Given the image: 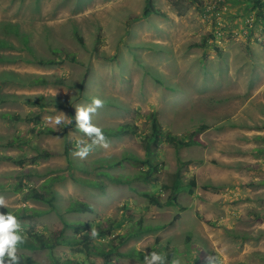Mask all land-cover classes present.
Listing matches in <instances>:
<instances>
[{"label": "rangeland", "instance_id": "obj_1", "mask_svg": "<svg viewBox=\"0 0 264 264\" xmlns=\"http://www.w3.org/2000/svg\"><path fill=\"white\" fill-rule=\"evenodd\" d=\"M147 6L146 0H0V41L11 45L0 46V155L19 159L36 156L38 150L51 153L46 159L25 160L21 168L0 162V196L7 201L4 209L49 210L41 202L23 203L19 191L27 185L39 187L52 176L66 175L53 186L55 211L28 219L21 210L24 229L57 230L62 227L61 217L69 222L110 220L118 224L122 207L127 206L134 223L142 220L143 225L163 229L131 239L123 252L165 255L162 246L167 242L185 251V234L189 233L192 243L204 244L221 264H264V186L258 185L264 180V151H254L264 150V25L257 17L259 10L250 0L241 4L240 11L232 9L230 15L223 6L214 23L202 17L193 0H153L158 13H146ZM248 18L257 19L253 33L246 28ZM5 23L17 24L33 50L44 58L63 60L61 64L45 67L26 62L32 56L15 35L3 34ZM214 33V40L208 39L204 47L190 46ZM53 50L60 55L56 57ZM66 53L75 55L77 62L64 59ZM38 75L48 83L29 85ZM38 97H42L41 106L28 104ZM93 98L104 102L93 117V123L104 132L130 123L148 133L144 115L152 110L164 133L186 140L201 124L209 128L198 135L200 145L178 151L180 160L188 161L186 165L177 164L169 143L154 150L152 159L160 166L157 185L140 181L116 184L98 172L133 179L139 169L126 161L112 169L95 166L127 154L144 159L145 151L136 136H108L109 147L94 145L86 159L74 156V150L69 155L72 166L64 153L66 144L73 147L83 137L75 127V109L89 105ZM4 112L34 124L33 119L39 118L38 123L58 133L32 135L33 124L6 120L1 116ZM59 113L72 119V124L64 120L57 126L54 119ZM12 140L14 146H5ZM177 172L182 181L178 202L183 211L149 206L135 192L169 187ZM71 174L97 181L103 188L82 186ZM192 180L195 185L190 187ZM168 193L164 190L162 198ZM75 201L87 203L93 212L66 213V207ZM130 228L127 223L123 230ZM68 250L58 247L55 254L70 255ZM18 254L52 264L44 250L18 249ZM90 261L102 264L95 257ZM115 264L142 261L120 259ZM179 264L187 262L180 259Z\"/></svg>", "mask_w": 264, "mask_h": 264}, {"label": "trees", "instance_id": "obj_2", "mask_svg": "<svg viewBox=\"0 0 264 264\" xmlns=\"http://www.w3.org/2000/svg\"><path fill=\"white\" fill-rule=\"evenodd\" d=\"M253 8H258L259 13L257 17L262 20V25H264V5L261 0H252ZM147 7L146 13H158L153 9V0H146ZM196 8L201 12L202 17L212 20L211 22L217 23L219 18L217 15H213L210 18L206 17V13L204 11V5L199 0H193ZM224 3H221L217 10H222ZM256 21L254 20L252 26L246 25L247 29H251L255 31ZM1 31L6 35H15L21 42V44L26 48L29 54L32 56L31 60H27L28 63H35L38 66H56L61 64L63 60H54L47 59L37 53L33 48L29 46V40L27 35L22 34L20 32L19 26L17 24L5 23L1 27ZM216 33V32H215ZM214 35H210L209 38L204 37L200 43L191 44V47L202 48L206 45L208 39H213ZM249 33V32H248ZM221 34V33H220ZM219 34V35H220ZM79 41H82L80 37L77 36ZM1 47H11V45L7 44L4 41H0ZM54 51V50H53ZM56 57L60 55V53L55 52ZM62 59V58H61ZM64 59L70 60L72 62H77L75 55L73 54H64ZM48 83V79L42 75L34 76L29 81V85H46ZM42 97H38V99L34 102H28L30 105L41 106L40 99ZM41 112V111H40ZM2 118L9 121H27L33 126L29 129V133L32 135H55L58 132L54 129L44 126L38 123L39 118L33 119L35 124L30 121V119L20 118L19 116L11 115L8 112H4L1 114ZM144 119L146 123L149 124V132L142 133L139 132L138 126L136 124H120L117 126V129L104 132L105 137H121L125 135H133L139 138L140 143L145 151V158L140 159L135 157L132 154H127L123 156L120 160H107L103 164L96 165L97 168L103 169H112L116 167H121L123 162H129L130 164L136 166L139 170L133 176V179L122 178L118 176L111 175L107 171H99L98 174L104 176L106 179L116 183V184H130L134 181H140L149 185H157L156 174L160 172V166L155 163L152 159V154H154V150L163 144L169 143L175 149V156L178 165H186L188 161L180 160V156L178 155V151L184 147L190 146H198L200 145V141L198 139V135L209 127L205 124H201L196 130L195 134L191 135V139L186 140L184 137L174 136L170 133H164L161 128V124L158 120V114L155 110H152L150 113L144 115ZM77 131H79L77 129ZM80 132V131H79ZM15 140L11 142H7L5 146H14ZM78 143H74L73 147L70 145H65V156L67 158V162L69 166L71 165L69 155L72 151L77 150ZM256 153H263V149H255ZM51 156V153L46 150H38L36 156L32 157H22V158H13L11 156L0 155V162H10L21 168L25 164V160L34 161L38 159H46ZM145 168V169H144ZM70 177L72 180L82 186L89 188H96L102 190V184L89 180L73 177L71 174ZM66 178V175H58L52 176L46 180H44L39 187H33L27 185L25 189L19 191V188H22V181L18 183L19 188L16 190L23 194L22 202L26 203L28 201H36L41 202L48 205L49 210L47 211H38L33 208H29L24 206L23 209H19L16 212H10L8 209L2 210L0 213H13L17 216L18 220L21 221L23 217H20L21 210L25 212L26 218L40 217L49 212L55 211V194L53 186L58 182L63 181ZM195 185L194 181H190L189 186L193 187ZM258 185L264 186V180L260 181ZM169 190V193L166 199L162 198V193L164 190ZM182 190V181L180 178L179 172H177L174 176V180L172 184L168 187L166 185L160 186L155 191H137L135 192L142 197L149 206L155 207L157 209H164L168 207H176L179 211H183L185 208L178 202V195ZM122 218L121 221L117 224V222L110 220H95L88 222H69L61 217L62 227L53 231H39L35 232L33 229H24L21 224L22 231L25 236V240L22 246L18 249L27 250V251H47L49 253L52 264H94L90 261V257H95L101 260L102 264H115L116 260L120 259H139L143 261L144 253L131 250L127 252H123L122 248L133 238H137L143 234H147L152 231L161 230L162 227H152L150 225H143V221L139 220L136 223L132 221L131 215L127 212V206L122 207ZM66 213H92L93 209L90 205L84 202L75 201L72 202L65 209ZM177 220L175 217L170 223V226L174 224ZM131 225V228L128 232L123 230V227L126 224ZM119 228V233H116L115 230ZM122 228V229H121ZM165 228V227H164ZM71 231L70 235L66 232ZM185 251L179 250L178 247H171L170 243L163 244L162 248L166 252L165 256L168 258V264H179L180 259H185L187 264H221L217 259L215 253L207 249L206 246L202 243H192V237L189 233L185 234ZM58 247H66L69 250L70 255L66 254V256L59 257L55 254V249ZM151 252V251H150ZM149 252V253H150ZM18 254V253H17ZM163 255V254H162ZM21 258V264H40L36 261L32 256L25 254H18ZM78 256H82L83 259L78 258Z\"/></svg>", "mask_w": 264, "mask_h": 264}, {"label": "clouds", "instance_id": "obj_3", "mask_svg": "<svg viewBox=\"0 0 264 264\" xmlns=\"http://www.w3.org/2000/svg\"><path fill=\"white\" fill-rule=\"evenodd\" d=\"M103 105L104 102L101 99L93 98L89 105L79 106L75 109V127L83 133V137L79 139L77 150L73 155L80 159H86L94 145L98 144L104 148L109 147L102 128L93 123L94 115ZM64 120H67L70 125L73 122L72 119L59 113L55 117L54 123L60 126ZM84 137L90 140L91 143H88ZM6 207L7 201L0 196V208L4 209ZM24 240L25 236L21 228V222L17 216L10 212L0 213V264H21V258L17 253ZM142 264H168V258L158 252L151 251L144 254Z\"/></svg>", "mask_w": 264, "mask_h": 264}, {"label": "built area", "instance_id": "obj_4", "mask_svg": "<svg viewBox=\"0 0 264 264\" xmlns=\"http://www.w3.org/2000/svg\"><path fill=\"white\" fill-rule=\"evenodd\" d=\"M202 1H203V5H204V11L207 15L206 17L210 18L214 14L217 15L218 17H220L222 15L223 7H222V10L221 9H220V11L217 10L218 7L220 6V4L223 3L222 0H202ZM261 2L264 5V0H261ZM209 21H212V20L209 19ZM253 22H254V20L252 18H248L247 25L252 26Z\"/></svg>", "mask_w": 264, "mask_h": 264}, {"label": "crops", "instance_id": "obj_5", "mask_svg": "<svg viewBox=\"0 0 264 264\" xmlns=\"http://www.w3.org/2000/svg\"><path fill=\"white\" fill-rule=\"evenodd\" d=\"M249 0H224V11H225V14H226V11L227 13H229V15L231 14V10L234 9V8H237V9H234V11H240L241 10V4H244V3H248ZM252 1V0H250ZM264 12V10H263ZM228 15V14H226Z\"/></svg>", "mask_w": 264, "mask_h": 264}]
</instances>
